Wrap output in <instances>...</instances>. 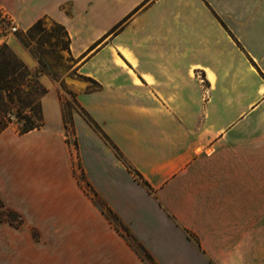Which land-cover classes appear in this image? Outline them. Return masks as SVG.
Here are the masks:
<instances>
[{"label": "crops", "instance_id": "1", "mask_svg": "<svg viewBox=\"0 0 264 264\" xmlns=\"http://www.w3.org/2000/svg\"><path fill=\"white\" fill-rule=\"evenodd\" d=\"M0 9L26 28L64 26L67 85L100 128L76 113L78 147L69 142L65 89L41 77L43 124L0 133V195L31 222L0 226V264H149L85 191L75 159L157 264H264V0Z\"/></svg>", "mask_w": 264, "mask_h": 264}, {"label": "rangeland", "instance_id": "2", "mask_svg": "<svg viewBox=\"0 0 264 264\" xmlns=\"http://www.w3.org/2000/svg\"><path fill=\"white\" fill-rule=\"evenodd\" d=\"M27 49L34 57L35 64L30 66L20 56L19 50ZM5 50L17 58L22 66L19 67L18 72L22 74V86L16 93V102H7L8 116L11 117V124L13 127L19 129L24 124V115H32L37 121L41 119L40 115V98L45 86L41 82V77L44 74L51 75L54 79L59 81L65 89V104H66V122L67 135L69 142L74 143L78 147V137L76 136V127L74 115L78 113L82 118L89 123L96 130H100L98 125H95L90 117L86 114L84 109L79 106L76 98V93L68 87V76H72L75 72L73 66L75 60L70 55L69 51V37L65 29L49 18H43L42 30L37 29L31 32V27L19 25V31L10 39V42L5 46ZM20 112V113H19ZM117 155H120L118 151ZM81 160L75 159V173L81 181V185L85 191L88 192L94 200H98L93 189L88 185L86 173L82 168ZM129 169V166H128ZM129 171H131L129 169ZM132 172V171H131ZM134 173V172H132ZM136 176V175H135ZM4 200V199H3ZM6 204L13 208L14 206L5 201ZM99 202V201H98ZM16 208V207H15ZM13 208V209H15ZM19 211L17 208L15 209ZM24 217V224H31L25 212L19 211ZM21 218H17V221ZM1 225H11L8 222H0ZM6 229L0 228V236H5L3 232ZM32 234L36 239L39 238V230L32 229Z\"/></svg>", "mask_w": 264, "mask_h": 264}, {"label": "trees", "instance_id": "3", "mask_svg": "<svg viewBox=\"0 0 264 264\" xmlns=\"http://www.w3.org/2000/svg\"><path fill=\"white\" fill-rule=\"evenodd\" d=\"M124 19L122 22L117 24L113 31H118L124 24ZM43 18L39 19L34 25L31 26V32L36 31L37 29L42 30ZM60 25V24H59ZM62 26V25H61ZM64 28V26H62ZM65 29V28H64ZM66 34L67 30L65 29ZM69 37V36H68ZM4 44L0 47V133H2L9 125L11 124V117L8 116L9 111L7 110V102H16V93L20 90L22 86V74L18 72L19 67L22 66L17 58L5 50ZM46 91V90H45ZM44 91V92H45ZM85 111V110H84ZM86 112V111H85ZM20 113V112H19ZM90 117V115L86 112ZM40 115H41V106H40ZM24 124L19 127V132L26 133L34 128L40 127L42 123V115L40 120H36L32 115H24ZM91 121L97 125V123L90 117ZM67 121V120H66ZM67 126V122H66ZM129 169L134 172L136 176L139 175L131 166ZM96 201V200H95ZM99 201V202H98ZM101 205L103 212L106 213L110 221L117 226V228L123 233L129 236V241L131 245L141 254V256L148 261L149 264H157L153 259L149 251L144 247V245L135 238L130 232L126 224L119 218V216L102 200L98 199L96 201ZM17 218H21V221H17ZM0 222H8L14 226H21L24 223L23 215L9 207L3 198L0 195Z\"/></svg>", "mask_w": 264, "mask_h": 264}, {"label": "built area", "instance_id": "4", "mask_svg": "<svg viewBox=\"0 0 264 264\" xmlns=\"http://www.w3.org/2000/svg\"><path fill=\"white\" fill-rule=\"evenodd\" d=\"M19 31V24L7 12L0 9V47L8 44L10 39Z\"/></svg>", "mask_w": 264, "mask_h": 264}]
</instances>
